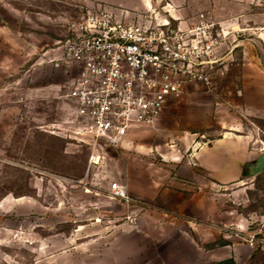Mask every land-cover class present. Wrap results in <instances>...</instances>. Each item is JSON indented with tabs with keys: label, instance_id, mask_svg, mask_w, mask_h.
I'll return each mask as SVG.
<instances>
[{
	"label": "rangeland",
	"instance_id": "obj_1",
	"mask_svg": "<svg viewBox=\"0 0 264 264\" xmlns=\"http://www.w3.org/2000/svg\"><path fill=\"white\" fill-rule=\"evenodd\" d=\"M193 3L197 11L208 9L202 0ZM168 4L0 0V264H233L226 248L231 242L264 248V172L206 193L197 187L185 207L173 206L165 182L172 163L104 148L77 134L74 105L66 98L77 73L67 75L65 66L52 62L61 54L67 25L99 8L128 15V21L147 9L166 19ZM224 32L223 57H243L249 32ZM237 42L243 43L235 49ZM232 112L224 117L244 122L235 134L251 132L252 145L264 151V114ZM192 131L206 141L226 129ZM141 158L163 174L159 191L149 182L155 177L136 174L132 164ZM114 182L126 187L131 202L110 195Z\"/></svg>",
	"mask_w": 264,
	"mask_h": 264
},
{
	"label": "built area",
	"instance_id": "obj_2",
	"mask_svg": "<svg viewBox=\"0 0 264 264\" xmlns=\"http://www.w3.org/2000/svg\"><path fill=\"white\" fill-rule=\"evenodd\" d=\"M127 16L106 8L88 11L67 25L61 54L52 60L67 75L77 73L66 94L77 134L104 148L122 146L135 129L154 127L187 85L212 90L235 64L232 54L223 57V33L209 12L184 26L149 9L133 21ZM110 195L131 202L118 182Z\"/></svg>",
	"mask_w": 264,
	"mask_h": 264
},
{
	"label": "crops",
	"instance_id": "obj_3",
	"mask_svg": "<svg viewBox=\"0 0 264 264\" xmlns=\"http://www.w3.org/2000/svg\"><path fill=\"white\" fill-rule=\"evenodd\" d=\"M193 1L170 0L165 7L169 14L166 19L175 26H184L197 12L209 10L213 19L219 22L222 33L225 30L249 32L251 38L246 41L243 57L238 56V52L232 54L235 64L212 90L199 84L187 85L180 99H170L154 127L131 131L120 146L139 156L152 155L165 163H172V170L170 165L167 167L165 182L173 193V197L170 196L173 206L182 207L190 202V193L197 187L203 189L202 192L205 189L206 193L208 187L213 189L216 184L229 185L238 182L244 174L251 177L264 172L255 173L258 167L264 166V151H257L252 145L248 136L251 132L247 135L235 134V128L243 127L244 122L240 119L230 121L224 117L230 111L249 117L264 114V0H202L208 9L201 7L200 11L194 9ZM242 43L237 42L234 48H240ZM214 125L226 129V132L206 141L191 136L192 130L209 129ZM132 165L138 176L155 177L149 181L151 188L160 190L163 174L154 162L144 163L141 158L139 163ZM148 168L150 171L145 170ZM203 174L208 179H196ZM197 204L202 205L201 201H197ZM226 248H229L233 264H249L254 260L257 263L258 257L262 261L257 264H264V248L258 251L240 242H231ZM254 255L256 257L252 259Z\"/></svg>",
	"mask_w": 264,
	"mask_h": 264
},
{
	"label": "water",
	"instance_id": "obj_4",
	"mask_svg": "<svg viewBox=\"0 0 264 264\" xmlns=\"http://www.w3.org/2000/svg\"><path fill=\"white\" fill-rule=\"evenodd\" d=\"M261 171H264V166H262V167H258L256 170H255V173H257V172H261ZM244 176H249V175H247V174H244Z\"/></svg>",
	"mask_w": 264,
	"mask_h": 264
}]
</instances>
